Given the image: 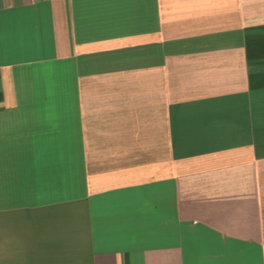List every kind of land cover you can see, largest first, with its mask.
<instances>
[{
  "label": "crops",
  "instance_id": "0c3cea01",
  "mask_svg": "<svg viewBox=\"0 0 264 264\" xmlns=\"http://www.w3.org/2000/svg\"><path fill=\"white\" fill-rule=\"evenodd\" d=\"M0 264H264V0H0Z\"/></svg>",
  "mask_w": 264,
  "mask_h": 264
}]
</instances>
